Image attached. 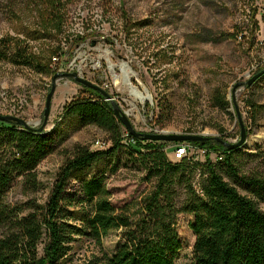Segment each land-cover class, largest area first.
<instances>
[{
  "label": "rangeland",
  "instance_id": "obj_1",
  "mask_svg": "<svg viewBox=\"0 0 264 264\" xmlns=\"http://www.w3.org/2000/svg\"><path fill=\"white\" fill-rule=\"evenodd\" d=\"M32 1L0 0V41L20 40L50 72L43 74L29 66L1 61L0 114L40 127L52 76L77 70L109 93L136 131L201 134L234 143L240 137L235 102L247 133L235 164L242 174L264 175V75L248 87L244 84L234 89L236 83L246 82L264 68V0H62L66 15L61 31L38 38L33 32L43 26L32 11L36 8ZM124 76L140 96L130 94ZM216 90L226 96L229 106L215 105ZM85 95L83 85L71 78L56 81L44 133H53L57 149L38 164L35 186L23 176L14 178L4 194L7 204L22 205L24 212L29 211L28 203L44 208L75 146L91 151L111 146L104 130L83 125L76 116L64 113L65 104ZM250 101L256 104L257 113L246 106ZM182 143L157 141L171 162L177 161L174 149ZM194 156L199 164L205 162L203 153ZM208 157L217 166V153ZM137 158L120 149L99 167L111 204L117 211L123 209L132 221L142 212L154 186ZM92 173H78L66 190L69 198L63 202L61 216L77 227L82 226V212L90 209L78 201L80 180ZM184 176L181 180L190 179L199 192L205 180L202 168L197 166ZM185 196L184 185H176L178 207ZM259 206L264 209L263 204ZM193 219L188 213L177 214L181 248L175 264H195V236L190 228ZM120 232L104 236L101 247L85 234L73 235L66 264H94L101 249L112 254L122 242ZM46 241L44 233L39 255Z\"/></svg>",
  "mask_w": 264,
  "mask_h": 264
},
{
  "label": "trees",
  "instance_id": "obj_2",
  "mask_svg": "<svg viewBox=\"0 0 264 264\" xmlns=\"http://www.w3.org/2000/svg\"><path fill=\"white\" fill-rule=\"evenodd\" d=\"M61 1L30 2L36 6L32 11L43 26L34 30L33 37L55 35L61 31L66 15ZM27 48L15 38H10L7 43L0 41V62L49 73L47 64L34 58ZM56 70L55 67L52 73ZM83 87L88 95L65 104L63 111L68 116H76L83 125L104 130L111 146L96 151L75 146L72 156L61 167L49 201L42 209L28 203L29 211L24 212L22 205L7 204L4 194L16 176H23L29 185L35 186L36 168L41 160L56 151L57 139L51 131H27L12 121H0V264H66L73 235L85 234L101 247L103 237L115 230L121 231L122 242L112 254L101 249V256L95 258L94 264H175L181 248L176 229L178 213L194 217L190 228L195 236V264H264V209L259 206L264 205V175L239 171L235 164L238 148L228 149L215 140L188 141L204 150L205 162L199 164L198 160L187 158L171 162L157 141L142 145V141L130 134L133 142L124 140L127 131L114 115L110 101L100 92ZM213 100L222 108L230 105L220 90H216ZM246 106L257 113L254 102H247ZM120 149L138 157L137 161L154 180L153 189L135 221L130 220L123 209L117 211L111 204L106 178L99 168ZM212 152L219 157L217 166L208 157ZM197 166L205 175L199 192L190 179L181 180ZM93 169L96 170L93 172ZM78 173H92L83 177L79 184L81 196L78 201L90 208L84 210L81 207L85 212L80 215V227L69 224L61 216L63 202L69 198L66 190ZM176 185H184L186 194L179 207L174 198ZM44 233L47 241L43 254L39 255L38 245Z\"/></svg>",
  "mask_w": 264,
  "mask_h": 264
},
{
  "label": "water",
  "instance_id": "obj_3",
  "mask_svg": "<svg viewBox=\"0 0 264 264\" xmlns=\"http://www.w3.org/2000/svg\"><path fill=\"white\" fill-rule=\"evenodd\" d=\"M94 44V43H92ZM264 75V68L261 69L259 72L255 73L250 79H248L246 82H238L235 84L234 89L238 86L246 85L250 86L253 84L258 78ZM61 77H67L73 79L75 82L88 87L92 88L102 94V96L105 97L106 100L110 101V104L112 106V110L114 115L118 118V120L121 122L125 130L134 138L139 139L140 141H172V142H188V141H210L215 140L219 143H221L223 146H225L228 149H237L241 147L246 140V130L244 123L242 121L241 115L238 111L237 105L234 102V106L236 109V115L240 126V137L237 142L231 143L226 140H223L219 137L215 136H206L201 134H192V133H145V132H139L134 129L132 126L130 120L128 119L127 115L120 109L118 104L110 97L109 93L100 87L99 85L87 80L86 78L82 77L78 71H68V72H56L52 76L51 81V87L50 90L46 96L45 101V109L43 112V122L40 127L33 128L28 125V123L19 117L9 115V114H0V121H12L16 123L17 125H20L23 127V129L27 131H35V132H42L44 130V127L47 124L49 112H50V106H51V100L53 93L56 88V81Z\"/></svg>",
  "mask_w": 264,
  "mask_h": 264
},
{
  "label": "built area",
  "instance_id": "obj_4",
  "mask_svg": "<svg viewBox=\"0 0 264 264\" xmlns=\"http://www.w3.org/2000/svg\"><path fill=\"white\" fill-rule=\"evenodd\" d=\"M128 132L125 133V139L124 140H131L133 141V138L128 136ZM98 143L97 145H99ZM203 153L204 150L197 148L196 146H193L192 144L188 142H184L182 144H177L175 149H174V156L176 160H181L182 158H187V159H195L194 154L195 153Z\"/></svg>",
  "mask_w": 264,
  "mask_h": 264
},
{
  "label": "bare ground",
  "instance_id": "obj_5",
  "mask_svg": "<svg viewBox=\"0 0 264 264\" xmlns=\"http://www.w3.org/2000/svg\"><path fill=\"white\" fill-rule=\"evenodd\" d=\"M124 81H125V83H126L128 89H129V92H130V94H131L132 96H140V95H141V93H140L138 90H136V89L131 85L130 80H129L126 76H124ZM128 141H129V142H133V141H131V140H128ZM98 143H99V142H97L96 145H97Z\"/></svg>",
  "mask_w": 264,
  "mask_h": 264
}]
</instances>
